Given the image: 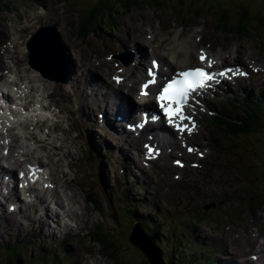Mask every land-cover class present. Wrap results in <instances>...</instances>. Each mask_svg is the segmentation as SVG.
<instances>
[{"label": "rangeland", "instance_id": "rangeland-1", "mask_svg": "<svg viewBox=\"0 0 264 264\" xmlns=\"http://www.w3.org/2000/svg\"><path fill=\"white\" fill-rule=\"evenodd\" d=\"M26 1L27 4L25 5V0H0V41L8 32L10 33L13 30L21 27L28 18H30V25L33 23L35 24V22H32L33 20L31 21V19H35L37 17H32V15L41 12V6L44 5L40 3L38 4L37 0ZM52 1L55 4L54 8L51 9L52 17L55 23H58V26H56L58 30V41H54V46L56 47L55 50L64 55L65 61L66 55L69 58L70 53L73 55L77 52L79 61H83L80 63L78 61V66L75 69L79 68L87 60H89L93 53L104 54L111 47L112 43L111 40H109L110 37H112V39H114V36L117 37L120 35L126 37L129 30L135 31L136 29H139L138 20H151V28L153 29H157L159 27V22L161 21L162 23H165L166 27L169 25L170 31H167L170 33L174 27L179 26L178 24H174L176 21L189 22L192 28H185V30L180 35L181 37L185 38L187 42L191 40V43L188 47L193 55H195L196 48H198L201 43L204 44L207 42H212L215 44L211 46V55L218 56L223 54L226 56L227 54H230V49H228V46H232L235 43H240V41L237 40V38H240L237 37L239 35L244 37L242 42H245L241 43V47L247 48L255 44L256 47H259L260 45L262 48H264V26L261 23H257L256 26L252 24L253 28L256 30L254 32L252 28L245 29L246 35H244V33H240L238 35V33H236L235 29L232 27V24H235L236 27L240 25L238 20L235 21V18H232L237 16V8H235V6L244 4L253 15L261 16L264 14V0H207L206 2H204V0H183V3L180 6L177 2L178 0H171L169 3H162L163 6H166L162 10L141 6L142 4H134L132 7H126L122 9L121 12L124 14H118L119 17L117 16L116 26H113L108 31L103 30L102 32L104 33L105 37L103 36L102 38L97 37V35L93 33L83 32L82 27H80V22L83 20L82 17L84 14L88 12L90 7L93 8V6L99 0H66L67 4L65 0ZM100 1L104 2L106 0ZM8 3H10V5ZM6 5L9 6L6 7ZM197 6L200 7L201 13L199 14L195 13ZM204 6H206V8ZM209 6L213 7L208 9ZM222 7L230 8L231 11L229 14L231 15L230 18H232L231 23L229 22L228 24L221 25L222 23L218 20V15L222 12ZM216 22L218 23L217 25ZM101 26L108 27V25L103 23ZM4 30H7L6 34H2ZM176 31L177 30H174L172 32L171 35L173 37ZM50 33L54 34L53 32ZM145 33L146 31L144 32V37ZM152 33L155 34L154 31H152ZM187 33L189 34V37L186 36ZM81 35H84V37ZM197 35H202L203 37L199 36L200 38H196ZM132 36L133 38L137 36V32H134ZM44 47L48 49L47 44H45ZM147 47L148 46H145V49ZM150 48V53H152L154 47ZM156 48L163 49V46L159 47V44L157 43ZM246 51L252 52V49H247ZM43 61L45 62V60ZM50 63V70L53 74L57 75L59 70H62L59 61L52 57ZM65 63L68 64L67 61ZM25 65L28 67V62ZM32 70L34 69L32 68ZM17 73L18 71H16V77ZM36 73L38 74V72L35 70L32 72L34 76ZM59 76L64 77L65 75L59 74ZM249 93L252 94L253 92L249 91L246 96H248ZM250 101L253 102L251 99ZM262 108L264 109V105ZM87 132L88 135L84 130L83 136H86L83 138L85 142L82 148H88L90 150L88 146V140L89 133L92 132L94 135H96V137H99V135L100 137L104 136V139L102 140H105V142H103V146L101 145L102 141L99 142L98 139L95 140V142L98 141V147L102 152L104 151L105 143H108V147L112 149V152H110V159L106 162L105 168L102 170L103 172L99 171L98 169L87 171V164L84 163L82 158L80 159L82 149L79 147L77 142L78 137H74L73 139V144L75 145L74 149L70 143V139L68 142V145H71L70 149L73 152H77L76 163H78L72 170L68 169L67 164L64 163V171L67 173L68 180L73 181V185L78 191L77 194L81 202L85 192L88 194L89 192L94 193L93 191L95 190L93 189V185H95V178L97 176H99L101 182L102 180L105 182L103 184L101 183L100 192L99 190H96V195L100 201L105 203L103 206L106 207L105 214H103V212L99 213L91 210L92 206L90 203H88L87 208L91 211L90 216L92 219L88 222L87 228L83 229L78 237L68 234L66 237H62V235L57 236V240L52 239L51 237L44 239L40 235L36 234V224H34V231H29L27 227L28 231L22 232L23 239L20 240L23 250L16 257H11V259L6 246H8L11 242H16L17 238L12 236L9 238L3 237L0 239V264H13L12 261H15L16 264H25L28 258L33 259L34 257L39 256L43 252L46 253L47 251L53 254L57 253L60 256V250L66 251V253H68L70 256L64 257V262L60 261V263L56 262L55 264H90L88 259L84 256V253L89 256L91 264H138L143 262L144 259L146 260V258L140 249L131 245L127 235H129L131 228H133L132 222L137 220L139 213H144V219H152L155 216H159V221H157V223L160 222L163 224L164 231L169 232L170 230H177L176 234H170L168 236L170 243H178L179 236L177 235V232L186 234L185 229L190 230L193 228L189 222L197 223L194 228V241L198 242L202 240L203 243L207 242V246L212 248L211 250H213V253L209 252V247H204L205 253L208 252L212 255V257H208L210 259L209 264H237L240 261L250 259L249 256L255 252V248H251L249 243L246 245L244 243V248H241L242 250H240V246L244 240H242V238L235 240L234 236L232 235L233 233H236V235L240 233L241 236H243L242 231L249 226V224H246V221L250 222V219L253 218L251 215L248 216L247 214V211H249V203L251 201L247 202V200H242L243 196H264V150H262V156L254 157V160H250V156H248L249 153H245L247 149L241 146H231L227 140L223 139L222 143H219L218 146L220 150L214 151L212 148L211 152L209 153V157L213 153L215 154L214 160L211 157L208 161L209 164L207 167L215 171H211V173L208 171L207 177L204 180H199L195 177L192 178L193 171L191 174L188 172L186 174L188 178L182 184L186 185V183H188L190 180L192 181V186L182 187L180 189L182 192L177 194V196H174L175 193L165 195L162 189L161 195L159 192L146 194L147 190L145 187L142 189L138 187L143 183V177L141 178L139 176L138 181L136 182L137 187L135 188L134 192H131V199H126L123 195L117 193L118 188L123 189L124 183H121L118 187L115 185V179L120 178L118 174L121 166L124 167L128 163L126 158L123 157V154L121 155L122 161L114 157V153H118V144L113 140V138L106 136L104 131L101 133L95 128L94 130H89ZM76 134L77 132H73V135ZM211 137L212 135L207 134V139L204 141L205 145H207L208 141L211 142ZM263 137L264 125L262 129L260 127L258 128V133L245 135L243 139H245L247 142H252L251 146L256 148L264 141ZM93 147L95 146L93 145ZM120 147H123L122 151L125 149L122 145ZM227 148L238 151L239 153L241 152V155H237L235 152L228 153L226 152ZM259 148L263 147L260 146L258 149ZM47 149L49 150V153L48 151L46 152L48 154L57 150L54 147H48ZM242 149L245 150L243 153ZM251 150L254 149L251 148ZM96 153L97 158L100 159V157H98V151ZM34 156L44 160V151H37L35 152ZM53 157L57 159V156ZM133 157L136 161L135 154H133ZM120 162H123V164L121 165ZM130 163L131 166H133V163ZM100 166H104L102 160L100 161ZM242 172L246 175H244ZM104 173L106 176H104ZM59 175H61V173H59ZM150 175L151 177L153 176L152 172H150ZM210 175L211 178H209ZM158 177L156 176V180L154 179V181H148V183L151 184V188H154L155 184L159 182L160 179ZM62 180L63 179L61 178L60 183H62ZM77 183L82 186H77ZM106 190L109 191L108 194H106ZM114 190H116L115 196L113 194ZM182 193H184L183 196ZM100 195L103 201L100 198ZM117 195H121L119 200ZM136 196H138L139 199H142V201L136 200ZM234 197L241 198V200H236L234 202L232 201ZM217 199H222L219 204H217L219 208L217 206L214 207L218 209L217 212L211 213L210 219L197 222V220L200 218L198 216L200 215L196 212V210L200 211L203 209V211H205V205L210 203L212 200ZM134 204L139 213L126 215L128 210L134 209ZM120 205L122 208L121 211L119 210ZM6 206H3L4 210L6 209ZM126 207H129L127 211L126 209L124 210ZM152 207L158 208V210L154 211L153 213L151 211ZM183 213H185V215H183ZM174 214H177L178 216H174ZM235 214L237 216H235ZM255 214L257 222H264V201ZM176 218H178L177 221L175 220ZM94 225H103L115 231L113 233H115V237H117L119 240V243L117 244L119 246V255H116V258L107 256L102 251L103 249L100 250L101 245L98 242L92 243L90 241L89 235L86 236L87 231H89L87 229H92L89 232L95 230H93ZM261 230H264V225H261ZM191 237L192 236H188L185 239V244H181V246H187ZM64 240L69 245H71V247L74 245L77 246L78 251L64 243ZM144 240L152 245V242H149L147 238H144ZM189 244H191V248H194L195 244L192 242H189ZM55 246H58L59 249H54ZM182 247L180 250H178V252H181L179 253V259L185 262L186 259H189L190 256H194V254L189 253V251L182 252ZM152 249L150 248L152 252L151 257L154 259V261L160 259L158 261L161 264H167L164 262V260H170L174 257L172 250H161L160 256L155 247V250L152 251ZM256 251H258V249ZM31 255H33V257H31ZM159 256L161 258H159ZM203 259L207 258L204 257ZM198 264H202V262L198 260Z\"/></svg>", "mask_w": 264, "mask_h": 264}, {"label": "bare ground", "instance_id": "bare-ground-1", "mask_svg": "<svg viewBox=\"0 0 264 264\" xmlns=\"http://www.w3.org/2000/svg\"><path fill=\"white\" fill-rule=\"evenodd\" d=\"M88 17L89 16H87V19H88ZM82 18H85V17H82ZM32 20H34V19H31V21ZM33 22V21H32ZM144 22L145 21H142L140 24H139V26H140V28H139V30L141 31V27L144 25ZM88 23H89V21H88ZM34 24V23H33ZM33 24H31V25H33ZM90 24V23H89ZM146 24H147V26H149L150 24H151V20H148V21H146ZM31 25H28V26H26V29L28 28V27H30ZM7 33V30H4L3 32H2V34H6ZM163 40H165V38L163 39ZM152 42H147V41H144L141 37H138L137 38V41H136V45L138 46V49H139V53H141V52H144V54L145 55H148L149 54V46H150V44H151ZM46 44H47V46H48V49H46L44 46L42 47V50H41V53H40V55H42V57L45 59V60H50V59H52V57H54V58H56L58 61H59V64L61 65V67H63V65H65V62L67 61L68 62V64H69V68L73 71L74 70V68H76L77 66H78V61H79V57H78V55H77V52L76 53H74L73 55H71V53H70V55H69V58H68V56L66 55V61H65V59H64V55H62L61 53H59V52H57L56 50H55V46L47 39L46 40ZM121 44L122 45H127L128 44V40L127 39H124V40H122L121 41ZM145 46H148L146 49H145ZM80 50V49H79ZM233 50L235 51V49L233 48ZM238 50V49H237ZM236 52V51H235ZM155 56H159V55H155ZM160 56H162V57H165V55H160ZM166 58V57H165ZM191 58H189L188 60H186V61H182L181 62V64H188V63H191ZM171 64H173L172 62H170ZM73 65H74V68H73ZM188 66H191V65H188ZM107 67H108V69L107 70H105L104 72H102L101 71V69H100V67H97L96 66V64H94V63H90L89 64V66H87V68H86V70H82L81 69V71H79L78 72V74H76L74 71H73V73L74 74H76L77 75V79H78V82H79V87H76V86H74V85H72V90H73V93L77 96V98H78V101H79V103L81 104V105H83V104H85V96L86 95H89V96H91V97H94L96 100H98V101H100V103L99 102H97V104H101L104 108H105V110L106 111H110V110H112V108H113V105L115 104H117V105H122V103H123V100H124V97H123V94L120 92V91H118V90H116L115 91V94H116V100H114V101H111V102H109L108 100H109V96H110V92H103L102 91V88H103V86L104 85H110L111 84V81L109 80V78H110V76H109V71H110V66H108L107 65ZM27 70L29 71V72H31L32 71V69L30 68V67H27ZM138 70H140V67H138ZM57 77L58 78H62V79H64V77H61V76H59V73L57 74ZM82 82L83 83H85V86H83L82 85ZM99 82V83H98ZM58 90H59V92H60V94L62 95V96H65L66 94H67V88H66V85H64V84H62V85H59L58 86ZM126 102L129 104V105H131V103H130V101H129V99L126 97ZM262 108V107H261ZM109 112H107V114H108ZM113 123V122H112ZM82 125H83V128H84V130L86 131V134L88 135V132L87 131H89L90 129V127H92V125H91V123H89V122H87L86 120H83L82 121ZM101 126L103 127L104 126V124H102L101 123ZM121 125L119 124H116L115 122L113 123V124H111L110 126H108L107 128H114V127H120ZM99 131H100V129H98ZM78 134H79V137L77 138V142H78V144H79V147L82 149V152H85L86 151V148H82L83 146H84V142H85V140H83V131L81 130V131H79V132H77ZM131 138V137H130ZM172 139H174L173 137H172ZM175 140V139H174ZM89 143H90V145H91V147H92V149L94 150V153H95V155H96V158H97V153H96V151H95V149H94V147H93V142H92V140H91V138H89ZM126 143H129V141L128 140H124V142H123V145L125 146V144ZM14 145H16V144H14ZM129 146H131V143H129L128 144ZM86 146V145H85ZM89 146V145H88ZM128 147V146H127ZM129 148V147H128ZM88 149V148H87ZM88 151H90L89 149H88ZM217 151H219V150H217ZM63 154H64V156L65 157H68V156H71V157H73V158H75V156H76V153L75 152H73L72 150H68V151H64L63 152ZM214 154L215 153H213L212 154V156H214ZM14 155H15V151L14 150H12L11 151V156L12 157H14ZM63 161V158H59L58 160H57V162H56V164L58 165V166H60V164H61V162ZM75 161L76 160H74V159H72V160H70V161H68V166H69V168L71 169H74V167H75ZM103 165H106V161L105 162H103ZM243 173V172H242ZM244 175H246L245 173H243ZM67 176V174L65 173V172H63L62 173V177H66ZM164 176H165V173L162 175V177L161 178H159L160 180H159V182H157L156 184H155V187H156V190H155V187L154 188H152V192L153 193H155V192H159V194L161 195L162 193H161V189H162V186H161V181L163 182V178H164ZM241 176V175H240ZM247 177V176H246ZM67 180H68V178H67ZM63 181V183H62V187L65 189V192L66 191H71V194L70 195H65L66 196V198H67V200H70V202L72 203V204H74V205H76V204H78L79 205V207H78V209H73V208H71V209H67L66 208V204H65V202H64V200H58V199H55V201H56V203L57 204H59V206H61V208L62 209H64L65 208V211H66V214H67V216H69V217H76V218H80L79 220H81L82 221V227H86L87 225H88V222L92 219L91 218V211L87 208V205H88V201H87V199H88V196H89V194L88 193H86L85 192V189H84V197H83V200H82V202H81V200H79L80 198L78 197V191H77V189H76V187L73 185V181L72 180H68V181ZM94 181V180H93ZM102 184L103 183H105V182H103V180H102V182H101ZM92 184H93V182H92ZM107 184V183H106ZM77 186H82V185H80V184H76ZM118 190V189H117ZM95 192V196H96V198H97V200H98V203H99V207H102L101 208V210L100 209H96L95 208V206H94V204H93V202L92 201H90L89 203L91 204V206H92V209L91 210H93V211H96V212H103V214H105V211H106V207H103L104 205H105V203L104 202H101L100 201V199L98 198V196L96 195V191H94ZM99 192H100V190H99ZM115 192H116V190H114V196H115ZM90 193V192H89ZM109 193V191L108 190H106V194H108ZM117 193H120V192H118L117 191ZM121 194V193H120ZM122 195V194H121ZM121 195H117V197H118V200H119V198L121 197ZM184 194L182 193V196H183ZM247 195H248V193H247ZM239 197H242V196H239ZM85 198V199H84ZM100 198L102 199V197H101V195H100ZM249 198H251L250 196L248 197V196H243V200H247V202H248V200H249ZM54 199H51V201H53ZM102 201H103V199H102ZM11 203H13V202H10L9 204H8V206L11 204ZM41 208H40V210H42V213L38 216V217H36V218H34L31 214H25V217H28V219L30 220V221H34V220H36V221H38L39 223H41L42 222V225H41V228L39 229V232H38V234L41 236V235H44V237H45V235H47L48 233H46L45 232V228L47 227V225H46V227L45 228H42V226L45 224V220H46V217L48 218V219H58V216H59V214H58V212L54 209V208H51L50 207V203H48V202H46V201H41ZM125 209H129V207H126V208H124V210ZM120 211L122 210V208H121V205H120V209H119ZM34 211H35V209H34ZM131 212L130 213H139L138 211H137V208H136V206L134 207V209L133 210H130ZM153 213H154V210H151ZM139 214H144V213H139ZM142 221H145L146 223H148L150 226L151 225H154L153 226V229L152 230H155L154 229V227H156V224H157V222H155L154 220H151V219H144V220H142ZM0 234H3L4 232H5V228H7V231H17V234H19V233H21L23 230H25L26 228L24 227V225L21 223V221L18 219V216H17V214H4V215H0ZM47 222V221H46ZM65 222H60V224H58V226L60 227V228H64L65 227V224H64ZM47 224V223H46ZM139 225V224H138ZM138 225H136V226H134V227H139L140 228V230L139 229H132L131 230V232H130V236H129V240H130V238L131 239H134L136 236L137 237H139V242H138V244H140V245H144L145 246V250H143L142 248H140L139 246H137L135 243H133L131 240H130V242L132 243V245L133 246H135L136 248H138V249H140L144 254H145V256H146V258L148 259V261L150 262V264H152V261L150 260V256H151V254H152V252H151V250H150V248L152 249V251L153 250H155L154 249V247H155V245L153 244V239H152V237L149 235V233L148 232H146L145 230H144V228H143V222L138 226ZM99 226H103V225H99ZM68 229H70V226H69V224H68V227H67ZM44 229V230H43ZM156 231V230H155ZM157 233H158V231H157ZM144 238H147V240L149 241V242H152V245H150L149 243H147L145 240H144ZM150 239V240H149ZM92 243L94 242V243H96L94 240H92L91 241ZM64 243H66V244H68L65 240H64ZM245 243V245L247 244V243H249V245L251 246V247H254L255 246V241H250L249 239H246V240H244V242L242 243V245L240 246V250H242L243 248H244V244ZM69 245V244H68ZM149 245H150V248H149ZM70 247H71V245H69ZM176 245L174 244L173 245V247H172V251H174V249H175V252L177 251V248L175 247ZM91 247V246H90ZM71 248H73V249H76L77 251H78V247L77 246H72ZM92 248V247H91ZM156 248V247H155ZM181 248V247H180ZM242 248V249H241ZM100 250H102V248L100 247ZM182 250H184L183 248H182ZM197 250L198 251H200L201 250V246L200 245H198L197 246ZM103 252H104V250H102ZM186 250H184V252H185ZM101 252V251H100ZM105 253V252H104ZM173 254H174V252H173ZM56 254L54 253H49V256L50 257H54ZM64 256H66V255H64ZM204 257H212V255H211V253H208V252H206L205 254H201V258L203 259ZM159 258H161L160 256H159ZM224 259V258H223ZM159 260V259H158ZM239 261V260H238ZM245 263H247V264H252L250 261H248V260H243V261H240V262H238L237 264H245ZM156 264V263H155ZM254 264V263H253Z\"/></svg>", "mask_w": 264, "mask_h": 264}, {"label": "trees", "instance_id": "trees-1", "mask_svg": "<svg viewBox=\"0 0 264 264\" xmlns=\"http://www.w3.org/2000/svg\"><path fill=\"white\" fill-rule=\"evenodd\" d=\"M171 0H106L104 2H101L100 0L97 1V3L93 6V8H89L88 12L86 14H84L83 20H81L80 22V27H82V31L83 32H88L89 31H93L99 33L100 29H102L101 24H105V25H112V18H114L117 15V11L124 9V8H128V7H132L134 4H142L141 6H145V7H152V9H163L166 6H163L162 3H169ZM207 0H204V2H206ZM179 3V6L183 3V0H178L177 1ZM201 2V1H200ZM206 8V6H204ZM213 6H209L208 9H210ZM240 7V8H239ZM244 4H240L239 6H235V8H237V16H234L232 18H235V21H239L240 25L238 27H236L235 24H232V27L235 29V32L240 34V33H244L245 34V29H249L252 28L253 32L256 31L253 25H257V23H261L264 26V14L261 16H255L251 13V11L245 7ZM230 8H225L222 7V12L218 15V20L222 23L221 25L224 24H228L229 22L231 23L232 18L231 15L229 14L230 12ZM195 13L199 14L200 12V7H196L195 9ZM87 16L88 19H87ZM89 21V23H88ZM217 25V24H216ZM104 27V26H103ZM226 28V27H225ZM227 29V28H226ZM257 108H260L262 105L261 103H256L255 104ZM257 108L254 107L253 104H250L246 107L245 110V114L243 116H229L227 117L224 122H221L220 127H218L217 131L214 132V134L216 135V137L218 138V140H227L228 143H230L231 146H241L245 149H247V151L242 149V153L245 151V153H249L248 156H250V160H254V157H260L262 156V150H264V141L262 143H260L258 145V147H263V148H259L256 147L254 148L252 145V142H247L245 139H243V137L245 135L248 134H254V133H258V128L263 125V121H264V112L263 111H259L257 110ZM240 118V119H239ZM262 129V128H261ZM256 135V134H255ZM264 139V137H263ZM221 140V141H222ZM254 149V150H251ZM258 149V150H257ZM226 152L231 153V152H235V154L237 155H241V152L239 153L238 151L232 150V149H226ZM264 159V157H263ZM94 192V191H93ZM90 201H94L93 204L95 206V208L98 210H101V207H99V203L98 200L95 196V192L94 193H89L88 196ZM248 201H251L249 204L251 206V208L254 210H257L262 202L264 201V196L263 195H253L251 196V198H249ZM214 202V200H212L210 203L212 204ZM209 204V203H208ZM218 207V205L216 204L215 207ZM219 208V207H218ZM217 208L212 209V207L210 208H205V211H203V209H201L200 211L196 210V212L200 215L198 217H200L197 222L199 221H205L210 219V215L213 212H217ZM128 215H130V212H127ZM136 213V212H135ZM201 213V214H200ZM141 215V214H139ZM142 217V216H141ZM143 222V228L146 232L149 233V235L152 237L153 239V244L156 247V250L158 251V253L161 256V250H166L169 249V244L166 242V240L164 238H166L167 233L162 229L161 227V223H158V225L156 224V227H154V229L156 230H152L154 225H149L148 223H146L145 221ZM193 230V237H194V225H192ZM158 231V233H157ZM115 231H113L111 228L107 229L105 226H101L99 227L92 235V239L95 242H98L102 249L104 250L105 254L107 256L115 257L116 255H119V246L117 245L119 243V240L117 239V237H115V233H113ZM131 232V231H130ZM182 234V232H179ZM129 235H127L128 240H129ZM164 239V241H163ZM192 239V237L190 238ZM130 242V240H129ZM131 243V242H130ZM195 246H194V256L192 261H197L198 260V256L199 253H203L204 251H198L197 250V246H198V242H194ZM132 245V243H131ZM133 246V245H132ZM177 248V251L175 252L174 249V254H173V258L170 260L166 261L164 260V262H166L167 264H186L188 263L189 259H186V263L182 260L179 259V253L178 250H180V246L179 244L175 246ZM190 244L188 243V246L185 248H183L186 251H190L191 248L189 249ZM184 250H182V252H184ZM191 253V252H189ZM144 254V253H143ZM145 256V254H144ZM146 258V256H145ZM37 264H43V263H37ZM138 264H150V262L148 261V259L146 258V260L144 259L143 262H140ZM206 264V263H205Z\"/></svg>", "mask_w": 264, "mask_h": 264}, {"label": "snow or ice", "instance_id": "snow-or-ice-1", "mask_svg": "<svg viewBox=\"0 0 264 264\" xmlns=\"http://www.w3.org/2000/svg\"><path fill=\"white\" fill-rule=\"evenodd\" d=\"M200 59L203 61L206 59V56L202 54ZM212 63V61H209V67ZM228 71L231 70L229 69L221 73H211L204 68H190L186 71L178 73V78L172 79L166 83L158 94V100L160 102L161 109L168 117V123L175 125V127L181 131L185 130V126H183L182 123H176V121L179 120L182 122L185 119H191L190 117H186L183 112V108L188 105L189 96L197 90L209 87V81L215 80V78L219 75H227ZM149 73L150 75H153V71L151 69L149 70ZM115 79L119 82L120 78L116 77ZM152 83H155L154 75L153 79L143 87L147 89L148 85ZM144 94L147 95V92ZM153 119L156 118L154 117ZM192 127L194 128L195 125L193 124ZM187 130L191 131L192 128ZM151 152L152 150L150 149V154Z\"/></svg>", "mask_w": 264, "mask_h": 264}, {"label": "water", "instance_id": "water-1", "mask_svg": "<svg viewBox=\"0 0 264 264\" xmlns=\"http://www.w3.org/2000/svg\"><path fill=\"white\" fill-rule=\"evenodd\" d=\"M134 229H139L140 230V228L139 227H134ZM130 240L133 242V243H135L137 246H139L140 248H142L143 250H145V246L144 245H140V244H138V242H139V237H135L134 239H131L130 238ZM150 260L152 261V264H161L158 260L157 261H154V259L150 256ZM160 260V259H159Z\"/></svg>", "mask_w": 264, "mask_h": 264}]
</instances>
